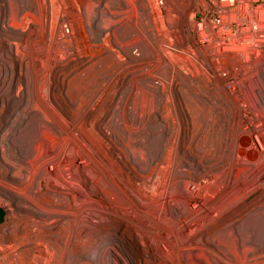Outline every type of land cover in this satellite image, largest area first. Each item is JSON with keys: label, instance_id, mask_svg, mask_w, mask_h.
<instances>
[{"label": "bare ground", "instance_id": "1", "mask_svg": "<svg viewBox=\"0 0 264 264\" xmlns=\"http://www.w3.org/2000/svg\"><path fill=\"white\" fill-rule=\"evenodd\" d=\"M2 1L0 43H21L32 13L24 0L22 5L8 0L7 6ZM108 1L100 8L110 18ZM32 16L40 19L43 32L45 13L38 10ZM214 21L221 29L228 21L243 27L221 42L210 39L206 50L185 49L204 59L202 67L211 79L186 69L170 50L156 60H139L134 50V61L101 81L103 88L85 107L84 118L96 132L111 133L110 140L122 151L114 147L110 153L115 165L93 145L90 150L81 143L75 131L79 117L63 121L40 98L47 79L40 75L33 79L27 57L0 60L13 67L9 78L0 73L1 264H264V189L245 202L264 188V111L260 116L251 109H264V3H246L245 9L226 12ZM99 23L110 25L112 20ZM7 50L13 52L5 48L0 54ZM143 50L153 52L148 46ZM154 63L160 70L126 75L132 66L148 70ZM18 65L21 72L15 73ZM234 66L255 95L230 97L245 109L227 152L224 141L229 131L224 123L229 99L222 88H236L235 83L227 85ZM61 79L65 78L59 68L49 78L55 83L49 87L50 95L56 89L64 91L57 85ZM108 89H113L111 97L105 98ZM38 100L53 117L31 116L27 106ZM96 103L104 104L103 114L92 122L88 118ZM193 125L200 129L192 131ZM188 138L198 149L212 150L210 156L197 160L181 155L179 145ZM174 141L179 143L177 150ZM84 233L89 245L112 235L121 252L114 250L109 257L106 250L97 256L82 254L78 241Z\"/></svg>", "mask_w": 264, "mask_h": 264}, {"label": "rangeland", "instance_id": "2", "mask_svg": "<svg viewBox=\"0 0 264 264\" xmlns=\"http://www.w3.org/2000/svg\"><path fill=\"white\" fill-rule=\"evenodd\" d=\"M3 1L2 3L7 6L8 0ZM17 1L22 5V0ZM104 1L106 0H24L27 9L31 11L32 15L37 14L38 10H42L45 13L43 28L45 30L41 31L42 22L40 19L30 15L29 27L21 43H0V49L9 48L13 50L12 53L7 50L5 54H0V60L11 62L12 56L27 57L29 62L27 64L31 66L30 73L33 79L37 75L45 76L47 79L40 89V98L46 101L52 107L55 115L63 121L73 122L79 117L81 123L75 131L81 135V143L90 150V146L93 145L95 150L99 151L108 158L109 162L115 165L110 153L114 151V147H116L118 152L122 151L115 145L113 140H110L111 133L109 134L105 129L102 132H96L84 118L85 107L93 98L99 95L103 88L101 81L116 74L125 63L134 61L132 58L133 53H135L134 50L140 54L141 58L139 60H156L159 55L165 56L167 54L165 50H170L186 69L191 67L203 80L211 79L212 74H206L202 67L204 59L202 60L196 54L198 48L202 47L206 50L204 44H207L210 39L214 40V37H216L221 42L222 37H229L231 33H236L243 27L242 23L228 21L226 23L228 25H223L224 29H221L220 26L215 27L214 20L220 19L226 12L231 14L236 10L245 9L246 3L247 5L257 6L264 3V0H235V3L229 2V0H109L108 2L112 7L111 12L113 13L110 18L105 15L103 7L100 8V4L104 3ZM241 4L242 6H240ZM20 15L19 13V17ZM100 19L112 20V23L101 26L99 23ZM255 25L258 26L257 24ZM203 31L205 34H203ZM131 44L134 47L130 49L129 45ZM59 45H62L60 50L64 54L62 59L58 58L57 50ZM147 46L153 50L152 53L149 54L143 50ZM190 46L196 49V53L185 51ZM207 53L209 52L207 51ZM217 54L223 59L222 53ZM212 57L211 54H208V58L212 59ZM156 64L158 65V63L152 64L148 70L147 67H143L140 64L132 66L128 69L126 75L130 71H134L136 74H144L146 71L150 72L155 69L158 71L160 68H157ZM251 64L255 66L258 63L253 62ZM229 67L227 64L226 69ZM59 68H61V76L65 79L59 80L57 85L69 90L66 91L64 89L62 92L56 89L50 95L49 87L55 83L53 81L52 84L49 78ZM233 69L235 74L227 78V85L235 83L236 88H229L228 91L222 88L224 95L229 99L225 109L227 118L224 123L226 131H229L227 132L229 134L228 139L224 141V145H227V152L231 151L229 147L233 144L234 136L240 126V117H242L245 109L244 105L237 100L233 101L230 97L233 95L240 96L241 93H244L248 99L250 96L254 99L255 95L249 83H246L247 86L243 84L237 66H234ZM0 70V73H4L8 78L13 73L11 71L13 70L12 66H4L2 63H0ZM14 71L15 73H20V66L15 67ZM222 72H220L221 75ZM6 85H9V83H6ZM15 85L13 89L16 91L19 87L18 84ZM5 90L7 89L5 88ZM112 90L108 89L104 97L110 98ZM177 93L181 95L179 88H177ZM209 96L213 97L210 93ZM188 105L187 103L186 106L188 107ZM27 107L32 110L31 116L35 119L53 117L40 100L29 104ZM103 107V103H96L88 119L92 122L101 119ZM251 109L258 115L260 114V116L264 111L260 106L252 107ZM164 123L166 124V129L169 130V124L165 121ZM86 124L92 131L86 127ZM217 125V122L211 125V129ZM190 128H192V131L200 129L198 125H193ZM38 129L44 130V128ZM91 133L98 137L99 141ZM101 134L103 136L106 135L112 145L108 144V142L106 143ZM120 137L123 136L120 135ZM178 144L176 145V141H174L172 146H175L177 150ZM179 147L181 148V155H185L187 158L195 156L197 160L206 158L212 153L210 149L206 151L198 149L197 142L191 138L184 141V144L181 143ZM30 155L32 154L30 153ZM224 166L226 169L230 168L228 160L225 161ZM123 186L130 192L129 187L124 184ZM263 189L261 188L245 202H249L252 198L260 195ZM245 202L239 207H243ZM159 209L162 210V206ZM0 214V220L4 219L2 212ZM85 236L86 234L84 233L80 241H78V249L81 252L83 251L82 254L95 253L97 256L99 250H106L109 257L110 252L114 250L120 251L112 235L100 237V239L90 242V245L88 238ZM153 249L155 250L154 246ZM73 264H76V262Z\"/></svg>", "mask_w": 264, "mask_h": 264}]
</instances>
